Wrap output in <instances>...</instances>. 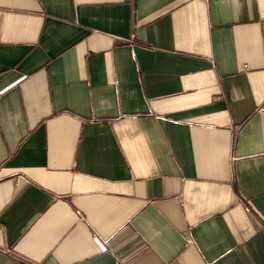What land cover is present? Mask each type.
<instances>
[{
  "label": "crops",
  "instance_id": "0c3cea01",
  "mask_svg": "<svg viewBox=\"0 0 264 264\" xmlns=\"http://www.w3.org/2000/svg\"><path fill=\"white\" fill-rule=\"evenodd\" d=\"M0 264H264V0H0Z\"/></svg>",
  "mask_w": 264,
  "mask_h": 264
},
{
  "label": "built area",
  "instance_id": "2783aa9c",
  "mask_svg": "<svg viewBox=\"0 0 264 264\" xmlns=\"http://www.w3.org/2000/svg\"><path fill=\"white\" fill-rule=\"evenodd\" d=\"M81 216H82V214L81 213H79Z\"/></svg>",
  "mask_w": 264,
  "mask_h": 264
}]
</instances>
